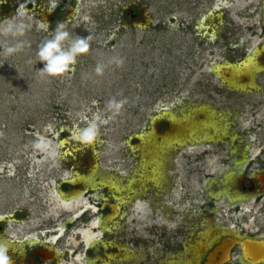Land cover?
<instances>
[{"label":"rangeland","instance_id":"374dc122","mask_svg":"<svg viewBox=\"0 0 264 264\" xmlns=\"http://www.w3.org/2000/svg\"><path fill=\"white\" fill-rule=\"evenodd\" d=\"M62 1L73 10L49 24L39 12L53 0H0V26L30 25L20 37L30 46L11 56L3 46L16 38L0 31V213L15 214L0 224V245L35 236L79 250L60 264H205L223 236L264 240V185L246 179L264 174V57L253 52L264 48V0ZM59 22L73 37L91 35L89 48L69 71L41 75L38 47ZM246 56L252 64L240 68ZM113 98L125 100L119 112ZM90 121L98 135L84 144L77 132ZM64 176L126 197L105 222L110 232L93 223L113 213L91 209L66 228L80 207L65 210L55 195L81 189L62 191ZM91 236L106 248L86 256ZM241 253L234 246L224 264H251Z\"/></svg>","mask_w":264,"mask_h":264},{"label":"clouds","instance_id":"9594fccd","mask_svg":"<svg viewBox=\"0 0 264 264\" xmlns=\"http://www.w3.org/2000/svg\"><path fill=\"white\" fill-rule=\"evenodd\" d=\"M57 6L56 0H53L49 11ZM78 11V9H76ZM30 25L24 20H13L7 24L0 26V31L6 36L15 39L14 43L5 42L3 46V54L11 56L20 52L26 46H30V42L24 37ZM40 27L49 30V25L41 21ZM91 35L81 37L76 35L73 37L67 30L66 22H59L55 29L52 30L50 38L45 39L38 47V60L43 62V67L39 69L41 75L58 76L69 71L76 62L78 55L87 52ZM121 59H116V63H122ZM28 63H32L31 60ZM96 72H102V67L97 66ZM125 100H116L115 98L109 101V108L119 112ZM98 135V128L95 122L90 121L87 126L81 128L77 132L78 139L84 144L92 143ZM37 148L46 149L47 145L42 141L36 144ZM0 264H10L7 246L0 245Z\"/></svg>","mask_w":264,"mask_h":264},{"label":"flooded vegetation","instance_id":"af4514ba","mask_svg":"<svg viewBox=\"0 0 264 264\" xmlns=\"http://www.w3.org/2000/svg\"><path fill=\"white\" fill-rule=\"evenodd\" d=\"M76 1V0H75ZM77 2V1H76ZM5 4V3H4ZM2 4V5H4ZM30 4H34V6L36 7L37 6V2H33L31 1ZM6 5V4H5ZM34 7V8H35ZM68 8L69 11H72L73 10V7H71V5H68V3L66 1H62L59 3H57V6L52 9L51 11H49L50 7L45 9V13H41L39 12V15H43V17L47 16L46 20H49V24L52 20H54V18L56 17V13L61 9V8ZM3 8V6H2ZM40 9V7H38ZM66 8V9H67ZM136 9L134 8V6H131L129 8H127L128 12H129V9ZM67 10V14H70V12ZM135 15H139L140 13H134ZM140 17V15H139ZM44 19V18H43ZM138 19H136L137 21ZM136 24V23H135ZM134 24V25H135ZM236 48L239 47L238 45L235 46ZM253 52H256L259 54L260 57H264V48L262 51L260 50H253ZM247 59V56L243 58L242 61H240V63L238 64L240 66V68H246L244 67V63H245V60ZM225 68H229V66H224ZM242 78H247V76H243L241 77L240 79ZM171 126V127H170ZM169 128L171 129L172 128V124L169 125ZM69 154V153H68ZM67 154V155H68ZM246 170V169H245ZM261 177V178H259ZM75 178V177H74ZM78 177H76V179H72L70 177H63L61 179V184H60V188L62 191H68L69 189H71L72 191L76 190V189H81L80 191H85L83 189V181L82 180H78L77 179ZM241 179H245L244 177V174H242L240 176ZM246 179H248L250 185L252 186L253 184L258 186V188H260V186H263V180H264V174H260L258 172H255L252 176H247ZM253 185V186H254ZM69 188V189H68ZM103 188H106L108 189V186L105 185L103 186ZM94 192L91 191V190H86L84 192V195H87L89 197H91V195L93 194ZM113 197H116L115 195H110L109 197H102L99 198V199H95L97 201H95L94 203V208L97 210L95 213H100L103 217L104 215L109 216L111 213H112V203L114 204L116 201L115 199L116 198H113ZM108 201H110V203H108ZM17 212V211H15ZM14 212V213H15ZM0 215H11L9 217H14L15 214H12V213H0ZM74 215V214H73ZM72 216V215H71ZM71 216L69 217V219L67 220L66 222V228H71L74 223L76 222V220L78 219L79 215L73 220V221H70V218ZM8 220V217H5L4 220H0V224H2L3 222H6ZM62 226V225H61ZM57 227V230L61 227ZM63 227V232L65 231L64 229V226ZM48 229H46L44 232H43V236L45 235L44 233L47 232ZM57 230H56V233H57ZM63 232L61 235L58 236V233H57V236L56 239L60 238L62 235H63ZM32 237H35V236H32ZM225 237V236H223ZM222 237V240L225 239L226 237L228 238V236H226L225 238ZM26 238H31L29 236H26V237H23L22 239H20L18 241L19 245L21 246H7L8 248V251L10 252L11 256H10V264H60L61 261L66 257H69V258H75V254H78L79 250L77 251V248H74V249H66L65 252L61 253L58 251V249L56 248V246H53L54 243H50L42 238H39V237H36V239L39 240V242L35 243L33 246H30L28 244H26L24 242V240ZM221 240V239H220ZM218 244H216L215 246H217ZM98 246V245H97ZM214 246V247H215ZM213 247V248H214ZM100 248H106L105 246H98L97 248H87L86 246V252H85V255L89 252V251H92V250H96L97 253H99L100 251ZM212 248V249H213ZM211 249V250H212ZM210 250V251H211ZM209 251V252H210ZM208 252V253H209ZM242 252V250H241ZM84 253V252H83ZM208 253H207V256H208ZM82 254V253H81ZM87 256V255H86ZM61 260H60V259ZM60 260V262H59Z\"/></svg>","mask_w":264,"mask_h":264},{"label":"bare ground","instance_id":"6f19581e","mask_svg":"<svg viewBox=\"0 0 264 264\" xmlns=\"http://www.w3.org/2000/svg\"><path fill=\"white\" fill-rule=\"evenodd\" d=\"M252 60L253 59L251 57H248L245 60V63L243 64L244 67H246V68L249 67V65L252 64ZM233 164L238 166L239 169H243V167H244L243 164H240V162H238L236 160L233 161ZM226 176H227L226 180H229V177H228L229 174L228 173L226 174ZM259 178H261V177H259ZM81 180L83 181V179H81ZM83 184H84L83 185V189L85 191L86 190H91V191L94 192L91 195V197H93L94 199L101 198V194H99L100 193L99 191H101L103 189V186L106 185L104 183L96 182V181L90 182L89 180L83 181ZM114 189L115 188H113V190ZM85 191H75L73 193L71 192L69 198H67V199H64L62 196H60V193L55 195V198L59 202L60 206L62 208H64L65 210H68V208H67L69 206V202L68 201H73L74 204H77V207H80V210L79 209H78V211L76 210L77 212L74 215L71 216L70 221H73L79 215L80 211H86L88 209H91L93 212L97 211L94 208V206L89 205L88 202H86V201L83 202V196H84V192ZM115 191H117V190L115 189L113 192H115ZM113 198H116L115 199L116 200V206L113 207L114 210L112 211L113 215H111L110 217H107V218H105L103 220L102 219L101 220H96L93 223L94 227L101 228V230H103L105 232H108V231L110 232L109 226L108 225L105 226V222H106V224L112 223L113 219L116 218V216H118V214H119V211H120L119 207L120 206H118V205L125 206V207H128V205H129V201L126 200V197L123 198V197L117 196V197H113ZM80 199L82 201V204L78 203ZM229 204L232 205V204H234V202L231 201ZM9 216H11V215H8V216L0 215V220L1 219L4 220L5 217H9ZM114 229H117V228H114ZM62 232H63V227L61 226L57 230L58 236L61 235ZM100 234H99V236H100ZM225 237H223V238H225ZM97 238H98V236H91V237H84L83 240H84V243L87 246V248H97L98 247L97 245L99 244V240ZM244 239L256 240L258 242H262V244H259V246H264V240H261V239H258V238H252V237H248V236H242L241 234L237 235V233H235V234L229 235L228 238L226 237L224 240H222V238H221L220 242L218 243V245L221 244L220 247L217 249V251L214 254L210 255L209 258L206 259V260L209 263H211V264H220V263L222 264V262L226 263L230 259V254H231V251H232L233 247L236 246V245H239L241 250H242V253H241L242 258L245 261H246V259H248V260H250L249 263H251V264H263L264 263V259H260L259 257L256 258V260L257 261L259 260V262L252 261L251 255H252V253H255V251H253L252 253L250 252V250L253 249L252 243H249V245L247 247L244 246V244H242V240H244ZM24 242L26 244L30 245V246H33L35 243L39 242V240L36 239V237H31V238H26L24 240ZM206 246L207 245L201 246L200 250L201 251H205ZM60 260H59V262H60ZM219 261H221V262L218 263ZM89 263H91V262H89Z\"/></svg>","mask_w":264,"mask_h":264},{"label":"water","instance_id":"95a60500","mask_svg":"<svg viewBox=\"0 0 264 264\" xmlns=\"http://www.w3.org/2000/svg\"><path fill=\"white\" fill-rule=\"evenodd\" d=\"M224 240V239H223ZM223 243V242H222ZM249 243H252V247L253 249L250 250V252L252 253L253 251H255V253H252L251 258L252 261L254 262H259V260L257 261L256 258H260V259H264V246H259V244H262V242H258L256 240H248V239H244L242 240V244H244V246H248ZM221 245V244H220ZM220 245L215 246L209 253L206 259L209 258L210 255L214 254L217 249L220 247ZM231 247V246H230ZM248 249V248H247ZM250 254V253H249ZM248 254V255H249ZM248 260V259H246ZM221 261H219L218 263H220ZM248 262H250V260H248ZM224 262H222L223 264ZM205 264H211L208 261L205 262ZM221 264V263H220Z\"/></svg>","mask_w":264,"mask_h":264}]
</instances>
